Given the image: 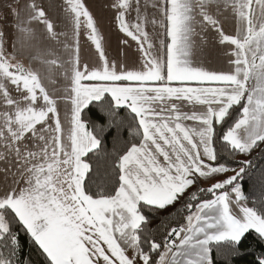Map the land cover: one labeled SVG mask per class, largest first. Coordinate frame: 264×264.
I'll return each instance as SVG.
<instances>
[{
  "label": "snow or ice",
  "instance_id": "snow-or-ice-1",
  "mask_svg": "<svg viewBox=\"0 0 264 264\" xmlns=\"http://www.w3.org/2000/svg\"><path fill=\"white\" fill-rule=\"evenodd\" d=\"M100 7L133 64L109 59L86 0H0V264H32L20 230L40 264H227L250 234L264 246V173L245 180L264 153V0ZM111 129L127 139L109 147Z\"/></svg>",
  "mask_w": 264,
  "mask_h": 264
},
{
  "label": "trees",
  "instance_id": "trees-1",
  "mask_svg": "<svg viewBox=\"0 0 264 264\" xmlns=\"http://www.w3.org/2000/svg\"><path fill=\"white\" fill-rule=\"evenodd\" d=\"M121 115H124L122 112ZM87 117L96 120L99 123H105V120L103 117L99 116L98 113H96L95 110L87 112ZM218 131H220L218 127ZM119 135L120 139H127V130H123L122 132L118 133L116 129H111L105 134V138L107 141H109V147H111V141L113 137H116ZM241 157H237V159H240ZM248 159H251L253 161V169L250 172L249 176L245 177V180L247 181L246 189L251 188L252 185L256 182V179L261 176L262 173H264V153H260L259 150L254 151ZM235 167H238L237 165H233ZM177 208L180 207V205L176 206ZM169 212H175V208H170L168 210ZM167 215V213H161V218L163 216ZM176 218H179V214H177ZM170 220L172 218L170 217ZM160 223V219H153L152 227L155 228ZM163 231V229H161ZM21 239L24 241V246L21 252V259L22 260H31L32 264H40V261L42 258H40L35 249L32 246V243L30 241V238L27 236L26 233H24L22 230H20ZM264 250V246H262L258 241L254 239L253 235H248L247 239L240 245L239 247V253L238 255H231L228 256L227 264H252L253 260L256 258V255L260 253V251ZM224 251L223 249L221 250ZM255 253V255H253ZM213 258L216 261V264H225V259L223 255H217L215 252L213 253Z\"/></svg>",
  "mask_w": 264,
  "mask_h": 264
},
{
  "label": "crops",
  "instance_id": "crops-1",
  "mask_svg": "<svg viewBox=\"0 0 264 264\" xmlns=\"http://www.w3.org/2000/svg\"><path fill=\"white\" fill-rule=\"evenodd\" d=\"M103 0H86V3L92 8V10L97 14L102 31L105 36V50L106 54L108 55L109 59H120L121 52H125L127 54L126 62L128 64H133L137 59V52H136V45L133 41L129 39V44L131 45L130 48L122 49L120 41L125 39V35L119 31L116 27L115 23L112 21V13L103 11L100 7ZM81 46H82V56L87 58H95V50L90 45L89 42L86 41L85 37H81ZM86 54V55H85ZM210 70H228V66L226 61L223 59L222 56H210L208 58ZM190 107V106H188ZM187 110V108H186Z\"/></svg>",
  "mask_w": 264,
  "mask_h": 264
},
{
  "label": "rangeland",
  "instance_id": "rangeland-1",
  "mask_svg": "<svg viewBox=\"0 0 264 264\" xmlns=\"http://www.w3.org/2000/svg\"><path fill=\"white\" fill-rule=\"evenodd\" d=\"M229 174H231V173H229Z\"/></svg>",
  "mask_w": 264,
  "mask_h": 264
}]
</instances>
